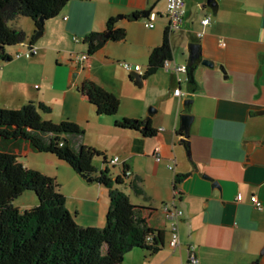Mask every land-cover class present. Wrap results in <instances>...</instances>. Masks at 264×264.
Segmentation results:
<instances>
[{
    "label": "crops",
    "instance_id": "crops-1",
    "mask_svg": "<svg viewBox=\"0 0 264 264\" xmlns=\"http://www.w3.org/2000/svg\"><path fill=\"white\" fill-rule=\"evenodd\" d=\"M144 10L151 15L131 17ZM206 17L210 22L203 25ZM110 18L118 19L115 28H124L125 37L107 41L87 60L77 62L75 57L88 51L86 37L105 33ZM28 19L12 22L27 35L21 44L23 54L14 61L9 52L12 59L4 62L30 68L40 52L50 53L58 68L43 73L42 88L24 93V100L50 106L49 118L55 122H76L85 131L81 143L101 151L107 160L119 157L118 164L112 163L115 171L103 163L97 168H108L116 177L127 166L133 175L125 178L122 190L142 207L139 214L147 224L164 233L160 251L133 250L123 264H188L190 246L195 247L199 264H264V0H185V23L170 33L171 60L188 64L190 44H200L195 87L189 85L187 73L177 75L162 68L143 75L152 50L162 44L169 27L165 0H70L45 23L37 39L35 24ZM147 22L154 26L147 27ZM201 31L204 34L198 37ZM28 45L35 46V55L26 53ZM203 58L214 66L203 65ZM124 61L142 67V85L124 70L120 64ZM85 81L120 100L115 117L96 112L79 91ZM175 88L185 95H174ZM186 99L193 100L189 109L184 108ZM185 113L193 120L184 140L180 132ZM118 118L149 120L157 133L146 137L119 128ZM14 151L22 156L23 151L33 150L23 142L15 144ZM55 157L50 160L53 164L66 163ZM76 173L70 174L66 187L54 175L69 211L82 226L104 227L109 190ZM135 179L149 196L148 202L132 189ZM253 195L262 210L251 203ZM173 203L183 211L177 248L169 245L170 222L164 210Z\"/></svg>",
    "mask_w": 264,
    "mask_h": 264
},
{
    "label": "trees",
    "instance_id": "trees-1",
    "mask_svg": "<svg viewBox=\"0 0 264 264\" xmlns=\"http://www.w3.org/2000/svg\"><path fill=\"white\" fill-rule=\"evenodd\" d=\"M69 1L0 0V60H11L9 47L21 45L27 39V35L10 22L28 17L35 24L36 34L44 31L45 23L57 17ZM150 15V10H144L131 17ZM117 20H108L105 33L92 32L86 37L88 56L107 41L125 37L124 28H115ZM108 32L111 34L106 38ZM170 33L168 27L162 44L152 50L144 77L162 69L165 60L173 59ZM195 70L196 64H188V82L192 87L196 86ZM79 91L99 115H117L120 100L114 94L92 81H85ZM51 114L52 108L43 102L30 101L20 108H0V264H123L133 250L150 254L160 251L164 233L147 224L139 214L142 207L134 205L121 188L126 183L129 168L124 165L116 177L108 168L99 170L94 165L96 158L102 157L104 165L109 162L101 151L81 143L84 129L72 120L55 122L49 118ZM115 125L140 131L146 137L157 133L149 120L118 118ZM180 135L183 136V131ZM23 142L35 152L57 156L84 178L109 190L104 227H85L76 222L56 179L25 167L22 156L14 151L15 144ZM130 185L137 195L149 201L138 179ZM27 190L35 192L39 205L27 209L15 206L14 199Z\"/></svg>",
    "mask_w": 264,
    "mask_h": 264
},
{
    "label": "rangeland",
    "instance_id": "rangeland-1",
    "mask_svg": "<svg viewBox=\"0 0 264 264\" xmlns=\"http://www.w3.org/2000/svg\"><path fill=\"white\" fill-rule=\"evenodd\" d=\"M10 25H13L12 22H10ZM82 47L85 48L84 45ZM20 49L22 50L21 45L9 47V52L14 54V61H18V58L21 56L16 55ZM35 57V61H32L29 65L30 68H27L25 65L23 67L22 63V65H18L17 63H7L0 60V108H20L24 104L30 102L31 100H24V93H29L31 90L37 91L42 88L43 83L40 79L41 75L48 71L53 72L54 69L58 68L55 56L50 53L43 56L40 52V54ZM28 58L33 57L29 56ZM27 69H31V71L28 72ZM55 158L56 157L50 153H38L35 151L22 152V162L25 167L39 170L47 175H52V177L58 175L64 187H66L67 184L65 181L70 178V174H77L76 170L68 163H62V165L53 164L50 160ZM111 161L110 156H108L109 163L107 166L110 170L115 171ZM102 163V157L96 158L94 161L95 166H100ZM39 203L40 201L37 195L31 190L25 191L13 201V204L21 209L32 208L39 205Z\"/></svg>",
    "mask_w": 264,
    "mask_h": 264
},
{
    "label": "built area",
    "instance_id": "built-area-1",
    "mask_svg": "<svg viewBox=\"0 0 264 264\" xmlns=\"http://www.w3.org/2000/svg\"><path fill=\"white\" fill-rule=\"evenodd\" d=\"M166 2V11L167 16L169 20V29L170 31H179L182 29L184 23H185V0H165ZM210 22V17H206L202 20L203 25H207ZM147 27H153L154 24L152 22L146 23ZM204 34L203 31L198 32V37H201ZM76 41H79L76 39ZM223 44V43H222ZM26 53L28 55H35L37 53V49L34 45H28L26 48ZM23 52H17L16 55L20 56ZM89 58L87 53H83L81 55H77L75 57L77 62H81L84 60H87ZM124 70L127 72L131 71H137L142 72V67L139 64H134L130 62H121L120 63ZM163 69L168 72H173L175 74L180 73H188V64L182 63L179 64L175 62L174 60L168 59L165 60L163 63ZM180 81V78L178 79ZM173 94L176 96H183L185 95V92L181 90V88H175L173 91ZM156 158L158 160L161 159V156L159 154V150L156 151L155 154ZM120 162L119 157H114L111 161L113 164H118ZM170 168L172 169L173 166L170 165ZM126 175L128 177H131L133 175L131 170L126 171ZM178 193V189L175 187V194ZM237 200H242V195L239 194L237 196ZM251 203L259 210H262L263 206L262 203L259 201L256 195L251 196L250 198ZM165 215L167 220L170 222V240L169 245L172 248H177L180 246V233H179V224L183 216L182 209L178 208L174 203L171 205H166L165 208ZM189 260L188 264H199V259L196 254V249L194 246L189 247Z\"/></svg>",
    "mask_w": 264,
    "mask_h": 264
},
{
    "label": "water",
    "instance_id": "water-1",
    "mask_svg": "<svg viewBox=\"0 0 264 264\" xmlns=\"http://www.w3.org/2000/svg\"><path fill=\"white\" fill-rule=\"evenodd\" d=\"M211 0H207V2H210ZM41 21H44L41 19ZM43 31H38L35 34V39H37L40 35H42ZM111 32H108L105 34V37H109ZM189 52H190V61L189 65H194L195 61L202 57V51L199 43H191L189 46ZM201 63L205 66H214V62L208 58H203ZM130 74L135 77L136 82L140 85L143 84L144 77L140 72L137 71H131ZM192 99H186L184 102V108L189 109V105L192 103ZM193 116L189 113H185L181 116V130L183 131L184 140L188 138L189 136V130L190 125L192 123ZM88 181H91V179H87Z\"/></svg>",
    "mask_w": 264,
    "mask_h": 264
}]
</instances>
